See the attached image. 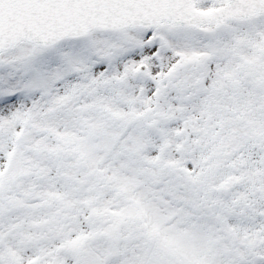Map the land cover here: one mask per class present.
<instances>
[{"label":"snow or ice","instance_id":"1","mask_svg":"<svg viewBox=\"0 0 264 264\" xmlns=\"http://www.w3.org/2000/svg\"><path fill=\"white\" fill-rule=\"evenodd\" d=\"M0 264H264V0H0Z\"/></svg>","mask_w":264,"mask_h":264}]
</instances>
